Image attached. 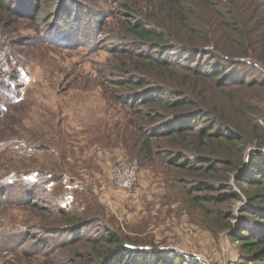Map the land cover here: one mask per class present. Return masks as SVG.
<instances>
[{"label": "rangeland", "instance_id": "obj_1", "mask_svg": "<svg viewBox=\"0 0 264 264\" xmlns=\"http://www.w3.org/2000/svg\"><path fill=\"white\" fill-rule=\"evenodd\" d=\"M122 2L131 9L123 11ZM161 3L66 0L58 12L61 0H42L35 18L0 11V51H9L11 67L26 72L20 101L0 112V264H96L112 247L100 240L105 229L139 246L195 256L203 264H243L239 244L213 225V215L187 203L189 178L166 163L156 146L160 140L151 139L159 154L141 149L135 127L141 120L121 100L125 90L118 83L143 62L126 31L141 18L167 23ZM238 3L264 65V7ZM196 14L220 36L222 26L210 9L201 4ZM190 24L199 26L194 16ZM254 77L264 79V67ZM198 87L211 104L232 115L233 108L244 111L252 104V117L264 126V89L217 90L200 82ZM231 92L239 99L228 100ZM121 158L138 171L136 200L112 188L109 170ZM12 173L17 184L9 187L2 180ZM30 173L37 175L34 186L27 182L34 179ZM60 204L88 226L70 236L56 231L70 224ZM242 204L243 198L205 205L237 213ZM62 241L71 243L62 247Z\"/></svg>", "mask_w": 264, "mask_h": 264}, {"label": "trees", "instance_id": "obj_2", "mask_svg": "<svg viewBox=\"0 0 264 264\" xmlns=\"http://www.w3.org/2000/svg\"><path fill=\"white\" fill-rule=\"evenodd\" d=\"M61 1L58 12L66 2ZM190 1L163 0L159 7L166 13L167 23L141 18L128 27L126 36L132 38L143 62L127 70L118 83L125 90L121 100L141 120L135 127L146 155L159 154L151 139L160 140L156 146L164 151L166 163L189 178L187 203L213 215V225L226 230L239 244L243 264H264V126L252 117L256 110L252 104H245L244 111L233 108L232 115L211 104L198 87L200 82L217 90L264 89V79L254 77L264 65L251 32L243 24L238 0ZM248 1L256 9L264 7V0ZM201 4L219 19L220 36L200 22L196 8ZM120 5L123 11L131 9L127 2ZM27 7L30 12L24 13ZM41 7L42 0H0V11L13 16L30 14L35 18ZM193 16L199 26L190 24ZM11 58L9 51H0V61L4 62H0V112L7 104L20 101L19 84L26 79L24 69L11 67ZM232 92L228 100L239 99ZM36 176L27 179L30 186L36 184ZM14 177L15 173L8 175L3 184L14 187ZM34 195L30 197L34 199ZM241 198L243 204L237 213L230 207L222 210L205 205ZM65 207L59 206L63 214ZM65 214L70 224L56 231H68L70 236L89 224ZM100 240L112 247L105 249L96 264H203L197 257H186L173 249L133 244L109 229L101 232ZM70 243L62 241V247ZM41 245L45 248L47 243Z\"/></svg>", "mask_w": 264, "mask_h": 264}, {"label": "built area", "instance_id": "obj_3", "mask_svg": "<svg viewBox=\"0 0 264 264\" xmlns=\"http://www.w3.org/2000/svg\"><path fill=\"white\" fill-rule=\"evenodd\" d=\"M111 185L120 191L121 196L134 193L138 183L136 166L126 158L119 159L109 170ZM206 264H209L205 261Z\"/></svg>", "mask_w": 264, "mask_h": 264}, {"label": "crops", "instance_id": "obj_4", "mask_svg": "<svg viewBox=\"0 0 264 264\" xmlns=\"http://www.w3.org/2000/svg\"><path fill=\"white\" fill-rule=\"evenodd\" d=\"M112 188L114 189V191H116L117 193H120V191H118L117 189H115L113 186ZM128 197H131L132 200H136L138 198V195L134 193H130V194H127Z\"/></svg>", "mask_w": 264, "mask_h": 264}]
</instances>
